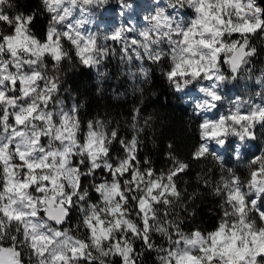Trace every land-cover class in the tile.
<instances>
[{
    "label": "clouds",
    "instance_id": "obj_1",
    "mask_svg": "<svg viewBox=\"0 0 264 264\" xmlns=\"http://www.w3.org/2000/svg\"><path fill=\"white\" fill-rule=\"evenodd\" d=\"M29 2L0 0V264H145L148 251L155 264H264V2L142 0L139 22L125 0ZM113 3L116 13L106 12ZM109 57L114 83L126 76L139 96L131 123L82 117L89 98L66 85L90 69L100 97ZM153 69L199 118L191 179L171 140L166 170L157 174L147 152L138 158L146 128L148 147L159 148L155 108L140 118L161 95ZM205 196L219 201L211 229L195 223Z\"/></svg>",
    "mask_w": 264,
    "mask_h": 264
},
{
    "label": "trees",
    "instance_id": "obj_2",
    "mask_svg": "<svg viewBox=\"0 0 264 264\" xmlns=\"http://www.w3.org/2000/svg\"><path fill=\"white\" fill-rule=\"evenodd\" d=\"M125 1H134V0H125ZM118 4H111L109 5L108 9L116 10L118 8ZM36 4L34 0H30L28 4V8H34ZM104 15V14H102ZM44 21L37 20V28L42 30ZM256 63H260V61H256ZM105 67L109 68L110 76L112 79H116L118 73L112 71L109 61L106 62ZM153 79L154 83L152 85L153 88H157L160 90V97L156 100L152 101L150 98L145 102L144 106L141 107L140 118L141 123L143 122V118L146 117L150 111V109L155 108L154 115L157 117L156 124L154 128L156 129V136L155 139L159 142V148L157 150H153L148 147V138L152 136V132L149 131L147 128L145 132L142 134V139L145 140V145L143 146L144 151L139 153V159L141 162L143 161V156L145 152L149 154L154 161L155 171L158 174L162 169L166 170V168L171 164L170 160L164 159V152L165 149V141L171 140L174 144L172 152L183 159L187 160L190 165L191 169L188 173H186L187 177L191 179L194 177L195 172L199 171L197 167V162L191 160L190 157V150L195 143L198 142V136L196 131V125L199 122V118L190 116L189 109L187 106L180 104V97L174 96V94L170 93L168 88L164 85L162 78H159L155 75V69H153ZM93 80V73L90 69L84 70L81 69L79 74L70 76L66 81L67 84L72 85V90L78 93V100L82 99L83 97L87 96L89 98V103L87 105V112L81 113L82 117H90L94 112H98L99 114L103 115L104 112H107L109 116L114 115L116 119H120L121 116L127 117V122L131 123V116L132 110L131 106L134 104H138L139 96L138 95H130L129 94V87H125L123 91L127 96L125 100H118L113 101L112 99V89L110 87L104 86V91L100 97H97L95 93V89L97 87L96 84L92 83ZM65 85V86H66ZM151 89L146 88L145 94ZM118 89L116 93H119ZM166 99V102H165ZM160 121H165L166 123L161 125ZM123 121L121 122V131L119 135L124 136L128 139L131 138V131L127 128L123 127ZM189 127H191V131H189ZM162 128V131L160 129ZM256 149L258 151L259 145H256ZM114 153H121L122 149L119 148L118 144L114 145L113 147ZM251 153L246 152V157L250 156ZM226 163L231 165L232 158L229 154L226 159ZM102 172V170H101ZM183 175V174H182ZM215 176V172L213 173ZM194 187H198V185L189 184V188L192 189ZM206 191V190H205ZM93 199H96L95 194H93ZM204 203L202 207L198 210L199 218L195 221V223L201 224L203 227L211 229L215 227V222L217 216L219 215V210L214 206L219 203L218 200H211L208 199L207 196L204 197ZM215 212L217 215H213L212 213ZM75 218V213H73V219ZM191 224L186 222L184 227L191 228ZM156 243H161L159 237H154ZM140 245H137V250H139ZM154 253L148 251L145 253V264H155L153 259ZM119 264V261H117Z\"/></svg>",
    "mask_w": 264,
    "mask_h": 264
},
{
    "label": "rangeland",
    "instance_id": "obj_3",
    "mask_svg": "<svg viewBox=\"0 0 264 264\" xmlns=\"http://www.w3.org/2000/svg\"><path fill=\"white\" fill-rule=\"evenodd\" d=\"M129 2L134 4V6L137 9V11L132 13V14H127L126 13V16L129 15V18H131L132 15H135L137 21L139 22V20H140L139 10H142L144 8V5L141 4L142 0L125 1V3H129ZM118 8H119V6H118ZM148 10H151V9L149 8ZM105 11L109 12V13H112V14H115L117 9L114 10V9H111V8H109V9L107 8ZM101 17H102V19H107L110 25L116 23L115 15H112V16H109V17H105L104 15L101 14ZM124 23L127 24V20H125ZM129 35L131 36L132 34L129 33ZM112 43H113V46L117 49V53H119L120 45L115 44L114 42H112ZM108 61L110 63L112 71H114V72L119 74V72H118V61H114L111 57H109ZM115 80L116 79L105 80L104 86L110 87L111 89L115 88V90L118 89L119 91H124L125 87H127V88L129 86H131L132 88L135 87L134 85H131V82L128 80V78L126 76L123 77L122 79H120L118 83H114ZM227 92H228L229 95H231L233 92H235L236 94H239L238 85L237 86L228 87L227 88ZM220 107L222 108L223 105H220ZM233 143H234L233 141H229L228 148L230 150L233 148ZM213 150H215V147L213 148ZM262 210H264V204H262Z\"/></svg>",
    "mask_w": 264,
    "mask_h": 264
},
{
    "label": "built area",
    "instance_id": "obj_4",
    "mask_svg": "<svg viewBox=\"0 0 264 264\" xmlns=\"http://www.w3.org/2000/svg\"><path fill=\"white\" fill-rule=\"evenodd\" d=\"M192 92H193V93L195 92V89H194V88L192 89Z\"/></svg>",
    "mask_w": 264,
    "mask_h": 264
},
{
    "label": "bare ground",
    "instance_id": "obj_5",
    "mask_svg": "<svg viewBox=\"0 0 264 264\" xmlns=\"http://www.w3.org/2000/svg\"><path fill=\"white\" fill-rule=\"evenodd\" d=\"M264 2V0H262Z\"/></svg>",
    "mask_w": 264,
    "mask_h": 264
},
{
    "label": "water",
    "instance_id": "obj_6",
    "mask_svg": "<svg viewBox=\"0 0 264 264\" xmlns=\"http://www.w3.org/2000/svg\"><path fill=\"white\" fill-rule=\"evenodd\" d=\"M263 2V1H262Z\"/></svg>",
    "mask_w": 264,
    "mask_h": 264
}]
</instances>
